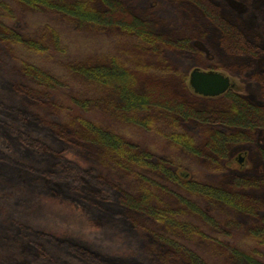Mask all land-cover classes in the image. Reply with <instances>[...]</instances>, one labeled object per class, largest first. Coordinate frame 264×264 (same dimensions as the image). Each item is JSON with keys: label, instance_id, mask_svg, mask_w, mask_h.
Instances as JSON below:
<instances>
[{"label": "trees", "instance_id": "obj_1", "mask_svg": "<svg viewBox=\"0 0 264 264\" xmlns=\"http://www.w3.org/2000/svg\"><path fill=\"white\" fill-rule=\"evenodd\" d=\"M15 1L41 11V21L29 24L31 31L8 21L15 16L12 5ZM174 1L178 8L194 4L202 12L205 25L222 29L218 48L222 61L214 60L212 67L227 66L241 74L250 71L264 86L262 71L254 62L238 64L235 61L236 56L263 55V39L243 38L236 25L234 8L244 9L245 14L253 17V0ZM58 17L68 19L70 24L88 22L112 30L108 34V29L103 33L95 31L96 35L84 34L86 38L82 40L92 49L64 56L65 75L50 63L45 67L30 59L26 53L37 55L47 48L64 49L66 23L57 20ZM253 25L264 28V12L255 14ZM184 30V36L178 41L155 33L149 20L128 11L126 0H0V68L17 73L13 78L0 74V131L24 139V146L36 151L37 156L35 159L21 157V152H12L2 145L0 137V161L6 160L26 172L39 174L69 172L72 164L75 165L79 169L78 177L66 176L76 185L58 179L62 200L77 206L74 209L68 205L77 212L71 211L66 216L77 222L93 221L97 227L91 237L79 230L57 235L48 224L31 223L27 219L20 210L25 207L24 196L16 195L15 190L11 201L0 205V247L5 252L30 254L29 258L19 261L25 264H132L137 261L144 264L141 261L144 256L136 243L139 235L150 234L163 243L162 259L171 260L168 264H179L176 258L184 259L186 253L193 264H204L199 261L193 242L186 241L185 237L193 241L205 238L208 244L217 247L223 244L224 234L248 233L245 245L250 248L256 244L255 238L264 230V198L260 196L264 184L246 177L231 179L226 161L229 143L246 140L243 128L249 127L251 122L247 118L258 113L259 107L228 91L218 105L224 107V115L216 113L218 118H213L232 121L208 122L211 116L200 106L204 97L190 91L185 77L179 76L174 65L164 59L161 66L151 61L152 55L158 52L176 56L189 52L196 33L189 28ZM97 50L106 58L84 62L96 55ZM223 61L230 62L231 66ZM72 75L82 76L71 93L75 98L72 104L83 113L75 112V116L68 115V118L60 110L63 99L51 100L50 94L68 86ZM5 97L13 104L5 101ZM140 111L148 115H139ZM113 118L116 122L109 125L108 120ZM188 119L206 121L197 122L201 130H198L199 147L192 144L187 132L191 122H182ZM131 124L153 138L168 140L185 154L161 159L155 153L159 146L155 147L148 135L132 138L128 130ZM221 125L241 131L229 134L220 129ZM69 150L76 152L85 165L63 155ZM199 159L207 160L206 165L217 173L211 180H204L193 168L190 177L180 172L183 167H189L190 161ZM12 202L17 203L14 210L6 208ZM230 210L240 211L246 222L234 221ZM247 224L250 225L245 229ZM119 239L122 242L129 239L131 247L115 252L112 246L121 244ZM245 239L242 235V242ZM155 248V251L161 250L159 244ZM233 254L238 262L263 263L257 250H233Z\"/></svg>", "mask_w": 264, "mask_h": 264}, {"label": "rangeland", "instance_id": "obj_2", "mask_svg": "<svg viewBox=\"0 0 264 264\" xmlns=\"http://www.w3.org/2000/svg\"><path fill=\"white\" fill-rule=\"evenodd\" d=\"M126 2L128 5V11L131 14H134L135 16H138L142 19L149 20L152 24L154 32L159 35H164L169 40L178 41L184 36L183 34L186 32L184 30L185 28L195 30L196 35L191 41V50L189 52L183 53L180 56H176L171 52H158L155 53V55H152L151 61L153 63L161 66V61L162 59H164L166 60L167 64L174 65V67L178 71L179 76L181 78L185 77V83L193 94L195 93L189 86V74L194 67L222 71L231 77L232 84L228 91H232L238 94L251 106L259 107L258 113H253V115L247 118V122H251L249 127L247 126L246 128H243L244 131L242 133L247 136L245 138L246 140H242V142H240L237 141L238 139L235 140L234 138L233 140L237 142L233 144L229 143L230 148L228 151L229 155L226 161V167L228 170L227 173L230 174L231 179L246 177L255 179L257 182H261L262 184H264V86L259 79H256L249 74L251 73L250 71H247L249 73L241 74L239 72L231 70L227 66L212 67L214 60L222 61V57L220 54L221 52H219L222 29L218 26L210 27L208 24L205 25L206 20L202 12L199 11V9L194 4H190V7L182 5L181 8H178L177 3L174 0H126ZM12 5L14 7L15 16L12 20L8 21L16 22V24L22 27V30L31 31V27L29 24L34 20H37L39 22L41 21V11L34 10L28 5L16 3V1L12 2ZM253 5L255 9V12L253 13L254 16L257 13L264 12V0H253ZM234 9L237 13L236 25L238 26L239 34L243 38L249 39L250 41L257 39V37L263 39L264 41V28H262L261 30L254 27V16L251 17L250 14H245L244 9ZM241 17L243 19H241ZM57 20L66 23L65 33L67 35V38L65 40L64 49L47 48L46 51L37 55L34 52L31 55L30 51L29 53H26L27 55H29L30 59H35L38 63L43 64L45 67H48L46 65L48 63L52 64L59 70V73L63 75L66 74L67 67L64 56L72 54L77 50L89 51L92 49L91 47L86 46L87 44L85 40H82V38L85 37L84 34L87 33L88 35H96V32L103 33L106 29H108L106 34L112 32V30H109V28H103L88 22H86V25H84L85 23H81L80 25H78L72 20V23L70 24L68 19L61 17H58ZM188 22H190L192 26H189ZM193 22L196 25H194ZM78 35L81 36L80 40L77 39ZM47 41L48 44L52 45L53 47V44L50 43L49 40ZM68 41L69 43L67 44ZM97 52L98 53H96V55L88 58L87 61L84 62L93 63L95 61H100L106 58L103 52L98 50ZM7 54L9 55V52ZM161 54L163 58L161 57ZM7 57L12 60L11 57ZM235 61L238 64L245 63L244 61L254 62L255 66L262 71L260 73V76H262L264 80V50L263 55L253 56L251 54H246V56H236ZM223 62L231 66L230 62ZM0 74L2 76H6L7 78H13L12 76L17 73L16 70L11 71L7 70V68H0ZM81 77L82 76L79 75H72L71 77H69L70 81L68 82V86H66L65 88H58L57 92L51 91V94L49 93L51 100L57 98L58 101H60V99H63L64 102L62 103V105H64L60 110H63V114H65V116L68 118H70L68 115L75 116V112L83 113L81 109H76V105L72 104L75 102V98L71 93V89L73 88V86L78 85L77 83L79 82ZM226 94L227 92L215 97L202 96L205 99L201 98L203 100H201L200 106L203 110H205V113L207 115L211 116V118L208 119V122L232 121L231 118H226L225 120H218L216 118H213V116H216V113H223L220 115H224V107L218 105H221V103L224 101L223 96H225ZM4 99L5 101L13 104L12 100H8L6 97ZM209 101L213 104L210 105ZM140 114L144 115L145 117L148 115V113L145 111H140L139 115ZM99 115L103 116V114H101L100 112ZM158 118H160V116ZM114 120L116 122L117 119H109L108 121L111 122L109 125H113ZM182 122H191V126L187 127V132L190 135L192 144L196 147H199L198 141L201 138V134L199 131L201 130L197 122L206 121L188 119ZM122 129H124L123 126ZM220 129H222V131L224 129V131H228L229 134L232 133L235 135L237 132L241 131L238 128H231L227 127L226 125H221ZM128 130L132 138L135 139L138 136H142L143 134L148 135L145 130L142 129V131L141 128L139 129V127L136 125L131 124ZM0 134H2L0 135V137L2 138L1 144H5L12 152H21L20 155L23 158H37L34 148L33 150L35 152L24 146L22 142L25 141L24 139L20 140L2 131H0ZM239 136L241 137V135ZM149 137L155 142V147L159 146V150H155V153H158L161 156V159L170 158L171 156L180 153L185 154L183 153V149L178 150L168 140L157 139L151 136ZM26 138L28 139L29 137L27 136ZM34 146H31V148ZM92 146L94 145L92 144ZM186 153H188L189 155L193 154L191 152ZM63 155H67L77 160V162H79L80 164L85 165L84 161L77 155L76 152H72L71 150H69L66 151ZM241 156L243 159L240 161L239 158ZM156 157L157 156H154L155 161H157ZM4 161L5 162L0 161V205L4 204V202H10L11 196H13V191L15 192L16 190L18 192L16 193V195L24 196L23 199L25 200V203L23 205L25 207L20 208V210L25 212L24 214L26 215L27 219L31 221V223L34 222L44 225L48 224L51 232L61 236H63L62 234H69L71 232H74V230H79L83 232L85 236L91 237V234L97 228L94 222L89 220H86L84 222H77L72 220V218H70L69 220L66 215H71V211L77 212L74 210L77 209V206L75 204L63 201L62 192L58 188L60 187L58 186V179L61 178L72 185L77 184L76 182L72 181L71 177H67L68 175L78 177L79 169L75 165L72 164V167L69 168V172L65 171L39 174L36 172H26L23 168H17L16 166H13L14 164H10L6 160ZM206 163L207 160L205 159L192 160L188 164L189 167H183L180 172L184 176L190 177L192 174L191 170L193 168L198 176H201L204 180L209 181L213 178V175H216L217 173H214V168L212 166L206 165ZM56 190L59 191L57 194ZM260 196L264 198V192L260 194ZM16 204L17 203L12 202V205H8L6 208H11L12 210H14ZM68 205L73 206L74 209L68 208ZM230 211V215L233 216L234 221L237 220L238 222L242 223L244 220V223L246 222V219L243 218V215L240 211ZM250 224L244 225L245 229H248V226ZM242 235L244 239L245 237H248V233H242L239 235H233L232 233H229V235L224 234L223 237H221L223 238V244L221 242V246L217 247L208 244L205 238H201L196 241H193L188 237H185V239L188 242H193V248L197 251L198 257L200 258L199 261L203 262L204 264H250L245 261L238 262V259L234 257L233 250L245 249H247V251H251L252 249L255 251H259V258L263 262L262 264H264V243L262 242V240H264V230H262L261 233L258 234L259 238H255L256 244L254 246L251 245L250 248L247 247V243H245L248 240L245 239V241L242 242ZM119 240L122 242L121 239ZM128 240L129 239H124L121 244L112 246V249L115 252H124L131 247L129 244L130 241ZM156 244L160 245L161 250L155 251ZM21 245L22 243L20 244V246ZM136 246L139 248L138 251L144 256L141 260L144 264H168L169 262H171V260L167 261L162 259V253H164V250L162 248L164 247V245L161 241H158V239L150 234L139 235ZM183 251L182 253L185 254V251H188V248H185V251ZM185 255L186 257L184 259L180 256L179 258H176L179 264H193L192 262H190V256H187V253ZM29 256L31 255L26 254L23 251L20 254L15 252L14 254L11 252L7 253L0 247V264H25L24 262L20 263L19 261L27 259L29 258ZM132 264H142V262L140 263L139 261H137L136 263Z\"/></svg>", "mask_w": 264, "mask_h": 264}, {"label": "water", "instance_id": "obj_3", "mask_svg": "<svg viewBox=\"0 0 264 264\" xmlns=\"http://www.w3.org/2000/svg\"><path fill=\"white\" fill-rule=\"evenodd\" d=\"M231 77L222 71L194 67L189 74V86L197 95L204 97L220 96L228 92ZM242 156L239 158L241 161Z\"/></svg>", "mask_w": 264, "mask_h": 264}]
</instances>
